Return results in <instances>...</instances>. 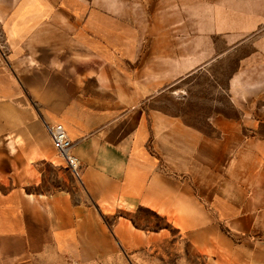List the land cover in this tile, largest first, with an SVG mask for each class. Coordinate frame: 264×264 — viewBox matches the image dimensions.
<instances>
[{"label": "crops", "instance_id": "1", "mask_svg": "<svg viewBox=\"0 0 264 264\" xmlns=\"http://www.w3.org/2000/svg\"><path fill=\"white\" fill-rule=\"evenodd\" d=\"M241 36L264 68V0H0V264L126 258L140 235L116 214L143 209L200 252L264 264V75L240 106L235 72L234 107L203 123L162 102Z\"/></svg>", "mask_w": 264, "mask_h": 264}, {"label": "rangeland", "instance_id": "2", "mask_svg": "<svg viewBox=\"0 0 264 264\" xmlns=\"http://www.w3.org/2000/svg\"><path fill=\"white\" fill-rule=\"evenodd\" d=\"M177 28L183 27L182 19H177ZM242 44L233 52H222L211 66L197 69L185 80L178 83L170 92L162 97L163 106L174 109L175 112L195 124L203 123L206 114L213 110L231 111L234 107L229 92V81L236 73L239 81V91L235 94V102L247 106V82L249 78L264 75V68H248L247 55L248 37H240ZM225 37L224 44L229 43ZM227 43V44H226ZM241 67L238 71V64ZM116 217L128 219L134 231L140 238L128 235L127 257L124 254L114 258L81 262L79 264H228L218 257L215 251L200 252L184 235V230L150 212L140 210L137 213L119 212ZM115 217L106 220L112 225ZM178 223V222H176ZM226 231V230H225ZM240 240V239H238ZM138 241V244L136 242Z\"/></svg>", "mask_w": 264, "mask_h": 264}, {"label": "built area", "instance_id": "3", "mask_svg": "<svg viewBox=\"0 0 264 264\" xmlns=\"http://www.w3.org/2000/svg\"><path fill=\"white\" fill-rule=\"evenodd\" d=\"M48 131L54 149L64 158L71 173L78 177L81 167L80 161L71 154L73 143L69 139L64 126L62 124H55L49 126Z\"/></svg>", "mask_w": 264, "mask_h": 264}]
</instances>
